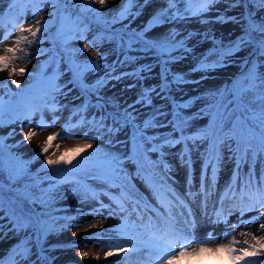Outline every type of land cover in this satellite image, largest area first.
Listing matches in <instances>:
<instances>
[{
    "label": "rangeland",
    "instance_id": "374dc122",
    "mask_svg": "<svg viewBox=\"0 0 264 264\" xmlns=\"http://www.w3.org/2000/svg\"><path fill=\"white\" fill-rule=\"evenodd\" d=\"M59 1L35 0V2L27 5L25 9H21L20 3H16L12 12L0 17V22L4 25L3 28H0V55L6 54L4 52L5 46L17 47L15 43L17 36L24 35L29 38L27 41H23L18 45L22 56L17 55L16 52L14 54L7 53L8 56L14 55L15 59L11 60L9 69L0 71V94L6 92L9 87L17 90L18 87L13 81H20V86H22H19V88H22L37 76L36 72L41 68V59L45 55L35 54V52L40 51L43 42H41L39 35L33 37L30 32L21 33L19 29L21 25L25 28L31 27L33 31H36L37 28L40 29L43 25L41 23L56 13ZM67 1L70 0H65V2ZM71 1V5L75 7L74 11L77 8L85 10L88 14L99 20V24L102 22L107 27H121V35L125 37H129L130 33L125 30H133V28L135 30H141L147 25L149 18H152L157 12L169 8L167 0H147V3H145V0H132V2H129V0H105L103 6H101L99 0ZM9 2L10 0H0V12H7ZM241 4L245 12L244 9L238 10ZM188 6L183 0H178L176 7L170 9L168 16L165 17L167 22L154 27L146 33L149 39H163L174 31L176 33V39L178 41L183 40L185 48L191 50L188 52L178 51L173 53L179 59L167 65V76L172 81L169 91L163 93L167 99H161L155 93H152L153 107L141 106L140 104L135 105V109L138 110L136 114L139 115V120L136 121L137 123H141L157 109L166 113V116L158 118L166 126L150 129L146 133L155 135L156 137L167 136L174 141L179 140V136L178 133L176 136L177 128L174 129L173 127L174 121L171 116L172 105H176L181 112H185L179 114L177 117L181 121L186 122L188 120L185 117L187 114L191 116V121L188 122V125L179 123L182 130L187 134V143L179 140L180 143L165 145L161 148L163 157L159 156V159L161 163L164 161L168 163V169L166 171L168 172L169 179L160 182L166 191L172 188L175 189L180 183L184 186L186 185L185 179L183 177L180 178L181 176H178L174 170H176L175 167L184 164L190 156H193L195 162L198 164L202 163L205 158H208L207 156L215 160L216 155L219 156L217 152L213 156L210 141L200 139V137L203 135L202 130L209 126L208 120L211 116L209 104L216 97L222 86L234 80L237 75L243 74L250 61H252V64L255 63L257 65L259 73L264 74V57L253 54L254 45L252 43L241 45L239 50L232 47L239 41V36L245 30L250 29L248 11H250L253 18L264 20V7H261L255 0H238L236 6H233V0H216L215 3L209 6V11L205 12L202 16H186L184 9ZM197 6V3L191 5L193 8ZM125 8L129 9V12L122 17L120 13ZM34 9H38V11H35V14H33ZM177 9H179V15L173 16L172 12H176ZM17 16L20 19L15 23V30H12L10 21L14 20ZM218 17H222L223 19L218 20ZM80 20L78 18L77 20H71V22L74 25L79 23ZM36 21H40V23L37 24ZM240 23H243L244 28L238 31ZM9 32L10 34L5 39L4 35ZM256 34L258 33L256 32ZM235 39L236 41L234 43L227 45L229 48L225 47V43ZM84 45H89V47L85 49ZM37 46H40V48H37ZM67 48L70 54L79 60L86 64L91 63V66L82 72L84 78L82 84L85 86L84 91L91 98L88 99V102L100 101L102 107H108V109L118 113H122L127 105L137 100L138 95L144 88L158 86L153 80V74L156 69L161 74L162 68L164 67L163 60L157 58L155 51L145 52L144 45L141 43H133L132 47L129 48V53L131 54L129 59L121 60L124 57V53L120 52L118 54L114 50L115 44L110 34L103 33V35L99 34L96 36L94 30L90 28L80 38L67 42ZM30 51L34 53L28 54ZM233 65L237 70L234 67L231 68ZM149 67L151 69L150 71L148 70ZM228 67L231 70H235V72L233 74L225 73ZM11 68H16L17 71L9 77L8 72ZM19 69L25 70L23 75L19 73ZM133 73L135 75H132ZM70 74L71 72L67 70L64 78L60 80L61 83L58 84L60 85V89L53 97L59 102L58 104L51 106L50 104L52 103H50L45 108H35L28 118L24 114L15 124L3 129L4 132L11 129L8 134L10 136L6 142L14 150L23 153L27 157L39 152V155L33 160L32 168H37L42 163L46 164V159L49 157L52 159L63 157L64 159L71 160L73 159L72 153L75 152L73 150L84 148L85 145H91L92 147L85 148L83 152L87 154L97 153L104 158L102 161H107L113 155L121 156L125 152L127 153L128 140L126 136L121 134L124 127L115 134V132L110 133L102 129L97 130L99 127L92 125H86L84 130L79 131L68 123L72 119L69 115L70 111L86 98V94L80 93L73 82L70 81ZM176 74L183 77L181 82H173V77ZM217 76L219 80H216V82L210 85H202L206 80L213 81ZM116 77H121V79L118 80ZM65 81H67L66 87L62 86V83ZM34 85L35 82L32 83V86ZM63 87L65 88L63 89ZM157 91H159L158 87ZM14 95L12 94L13 97ZM245 100L248 108H251L253 111L259 110L258 103H249V101L254 100L253 93H248ZM99 111V108L95 109L94 107L88 106L85 114L86 116L89 114L92 115L94 112L99 114ZM244 113L251 115L248 112ZM244 113L241 111V115ZM114 114L117 115V113ZM112 118L113 116L107 115L103 120L109 122ZM121 122L123 123V121ZM38 124L49 126L38 127ZM29 130L35 133L31 141L24 139ZM227 130L228 128H225V131ZM53 133H58L57 137L51 141V147H49L48 151L41 153L40 149L43 147L44 141ZM152 143H157L160 146L164 142L162 139H155L154 142L152 140ZM230 143L232 150L229 151L228 144L226 143L221 149L224 154H221V157L219 156L220 161L228 160L234 154L233 150L236 149V144L234 141ZM151 149L152 144L150 147L146 144L145 150H141L138 153V158L144 164L152 178L156 180L163 179L162 176L165 175L159 172L158 166L155 165V156L150 151ZM263 156L264 153H258L253 158L251 151H249L247 160L242 159V161L248 164L262 159ZM97 161L99 162L100 159ZM224 168L226 169L227 167ZM100 171L111 180L121 181L126 188L132 191V180L129 178L132 170L130 171L122 161L117 166L116 177H112L106 163ZM136 177H138V180L143 185L146 183L145 179H142L137 172ZM107 184L122 196L117 184L112 182H107ZM47 195V197L40 201L42 207L51 208L55 207L54 205L59 206L60 203L71 206L65 210L69 213L68 215L64 214L63 218L53 220L54 228L52 231L49 229L42 231L38 222H29L30 224H26L22 230L20 228L17 229L13 227V222L8 217H1L2 214L0 215V230L6 226L4 231L8 233V237H14L13 241L15 243L20 239H27L29 235H32L35 240L34 244L36 245L37 242L42 241L39 237H49V243L45 251L31 253V250H28V254L19 253V261L21 264H49V262L52 263L50 255L54 256L58 261L66 257L70 252L72 248L70 242L74 241V239L77 240L76 245L79 247L85 245L84 228L89 223L95 222L99 217L103 218L105 222L112 219L117 222L120 219V206L118 205L117 197H106V199L108 198L105 201L106 203L102 204L98 200L97 203L96 199L86 191V188L77 182L54 186ZM143 197L148 202L152 198L151 195L149 197ZM108 208L113 209V217L112 215L106 214ZM59 210L56 209L53 212ZM132 222L146 226L138 218H135L129 224ZM30 226L35 227L34 231L29 228ZM145 230H148L147 226L145 228L138 227L135 230L136 233H132L131 236L133 238L141 236V240L139 241H145L146 237L143 234ZM139 232L142 233L137 235ZM194 234L197 233L194 232ZM124 236L128 239L127 235ZM133 246L130 244V247ZM138 246L141 249L139 253L142 256L145 248L141 244ZM117 247L122 248L125 245L123 246L120 242L115 241L114 251ZM152 256L153 254H150L152 261L148 264H154ZM61 264L68 263L63 262Z\"/></svg>",
    "mask_w": 264,
    "mask_h": 264
},
{
    "label": "snow or ice",
    "instance_id": "6c2138e0",
    "mask_svg": "<svg viewBox=\"0 0 264 264\" xmlns=\"http://www.w3.org/2000/svg\"><path fill=\"white\" fill-rule=\"evenodd\" d=\"M28 2H35V0H10L7 12H0V17H3L4 15H7L8 13L12 12L16 3H28ZM129 2H132V0H129ZM178 0H167V3L169 5L168 9L161 10L157 12L149 21L148 24L141 30V31H135L129 33V40H128V47L131 48L133 43H141L144 45V51L150 52L155 51L157 58L163 60L164 67L162 68V82L159 86H150L143 89V91L138 95V99L133 101L132 104L127 105L123 109L122 113H118L119 119H117L116 116L113 117V128H109L108 131L110 133L113 132H119L121 128L131 126V144H132V156H129V159H134L137 154L141 150H145V145L152 140L155 139H162L163 144L160 145V148H163L165 145H172L174 143H180L179 140H172L169 139L167 136L162 137H149L146 135V132L150 129L156 128V127H164L163 123L159 121V117L166 116V113L163 111L157 109L154 113L150 114L145 118L141 123H137L136 121L139 120V115L136 114L138 110L135 109L136 104H140L141 106H149L153 107L152 105V93H155L157 97L161 99H167L163 93L167 91V89L170 87V84L168 82V68L167 65L171 62H176L179 57L174 55L173 53L178 51L188 52L191 51L190 49L185 48L184 41L183 40H177L176 39V33L173 31L172 33L165 36L163 39H146L145 34L150 31L154 26L161 25L163 23H166L165 17L168 16V13L170 9L176 7ZM183 2L187 5L184 9L186 16H202L205 12L209 11V6L216 2V0H183ZM261 7H264V0H255ZM99 3L101 6L104 5L105 0H99ZM145 3H147V0H145ZM193 3H197L198 6L193 8L191 5ZM238 3V0H233V6H236ZM35 11H38V9L33 10V14H35ZM129 12V9L125 8L121 13L120 16H125ZM173 16L179 15V9H177L176 12L172 13ZM20 19L19 16H17L14 20L10 21V24L12 25V30H15V23L18 22ZM222 17H218V20H222ZM234 19V18H233ZM37 24L40 23V21H36ZM4 25L2 22H0V28H3ZM253 31L258 32L261 34L260 39L256 42H253L251 39H245V37H241L239 41L233 45L232 47L239 49L241 45L245 43H254V55L258 54L260 57H264V22H261L260 24H252L250 26ZM19 31L21 33L24 32H30L33 37L37 35V32L40 31L39 28L36 29V31H33L31 27L25 28L21 25ZM9 33H6L4 35V38H7V35ZM135 38V39H133ZM28 37L24 35H20L16 37L15 43L17 47H8L5 46L4 52L5 55H0V71L9 69L11 60L15 59V56H8L7 53H15L16 51H19L18 45L23 42L27 41ZM121 40H123V37H121ZM31 43V41H29ZM89 45H84V48L87 49ZM166 57V58H165ZM129 57L125 56V60H128ZM95 63V61H93ZM151 70L150 67L148 69ZM17 71L16 68H11L8 72V76L11 77L13 73ZM25 72L24 69H19V73L23 75ZM132 75H135L133 73ZM116 79H121V77H116ZM183 80V77L181 75H174L173 82H181ZM19 88L20 81H13ZM157 87L159 88V91H157ZM248 93H253L254 100L249 101V103L256 102L259 104V110L253 111L251 108L247 107V104H245V97ZM232 100L228 102L227 105L221 104L218 108L215 114H213L212 122L208 126V128L202 130L203 135L200 137V139H204L207 141H210L212 148L217 151L219 150V147L224 146L226 143L228 144L229 151H231V143L235 142L236 144V151L234 154V158L237 160V172L234 173V179L236 175H238V169L240 161L247 160V155L249 151H251L253 158L256 157L258 153H264V74H261L257 71L256 64H253V67L249 69L248 74L245 76L244 81L241 82L240 86L236 89H234L231 93ZM231 105H235L234 107H231ZM223 109L222 111L220 109ZM240 108L242 112H248L251 113V115H235L237 112V109ZM130 109H132L130 111ZM32 107L26 105L24 108V112L26 113V118L30 116V114L34 111ZM123 121V123H121ZM49 125L44 124H38V127H45ZM174 129L178 128L179 125L173 124ZM225 128H228L227 131H225ZM35 135V133L32 130H29L24 139L31 141L32 137ZM58 133L50 134L47 139L44 141L43 147H41L40 152L44 153L47 152L49 147H51V141H53L57 137ZM183 133L181 132V136ZM59 147V146H57ZM91 145H85L84 148H77L74 149L79 155V153L83 152L85 148H91ZM152 151H157L155 147L151 149ZM67 151V150H66ZM217 160H219V156L216 155L215 157ZM74 159V158H73ZM121 162L120 157L113 155L106 161L107 167L111 172L112 177H116L117 175V166ZM137 164H139V161H136ZM46 163L51 165H59L61 163L64 164H71L72 160L64 159L63 157L59 159H52L47 158ZM213 173L216 172V166L213 165ZM203 188V184H202ZM232 186H229V189L231 190ZM233 198L236 197V193L232 192ZM247 197V199L251 202L250 206H243V201ZM239 200L241 202L240 213L241 217L243 216L245 211H253L256 210V206L259 204H264V173L261 174L260 182H255L254 173L252 171L249 172L248 178L245 180L243 186L240 188V195ZM3 202L2 199H0V208H2ZM121 210L123 211V205L121 204ZM135 210V209H134ZM155 211V210H154ZM138 218L142 219V217L139 216V213H137ZM157 215L161 218H163V213L157 212ZM222 212H218L217 216H221ZM256 220V217H253L250 220H240V223L244 224L245 226L250 225L254 223ZM148 225L147 227H155L156 230L152 231L148 241H137L135 238H133L130 235L131 230H136L139 228H145L146 226L141 224L137 225L135 222H132L131 224L128 223L127 218H123L121 221V224L118 227V231H120L122 234L128 236V242L133 247L130 248H119L117 247L115 249L116 253L119 252H139L141 249L138 245L142 244L144 248L149 249H155L159 252V256L156 258L158 260V264H173L174 261L178 260L179 257H182L186 254H196L197 248L200 249V251H219L220 249H224L228 255L229 259L231 260L232 264H240L241 261L244 262V264H264V262H255L250 261L247 259V257L252 255H262L264 254V243L261 242V239L256 238L253 236V239L256 240L255 244H250L247 248H241L236 249L229 245H219L217 249H206L205 248V241H196L195 237L192 235L184 234L181 230H177L174 225H169L168 227L161 230L159 227L155 225V222L152 220L151 217L148 218ZM226 222V221H225ZM194 224V222H193ZM24 227L23 221L21 218H15L13 217V227ZM238 225H232L231 227L235 229ZM261 230H264V223L259 225ZM137 235H140V233H137ZM227 235V233H225ZM241 235L248 236L250 233H241ZM212 233L208 234L207 239H212ZM195 242L196 248L191 249V253H189V247L190 245ZM177 243L180 244V249L178 252H173V249H175ZM232 244L238 243L235 239L231 242ZM245 244H248V241H244ZM259 245V247H257ZM80 255L82 257H87V252H81ZM105 257L113 255V251L110 250L108 252L104 253ZM96 258L99 259V255H96ZM0 264H3L2 261H0Z\"/></svg>",
    "mask_w": 264,
    "mask_h": 264
},
{
    "label": "bare ground",
    "instance_id": "6f19581e",
    "mask_svg": "<svg viewBox=\"0 0 264 264\" xmlns=\"http://www.w3.org/2000/svg\"><path fill=\"white\" fill-rule=\"evenodd\" d=\"M244 9L243 5L239 7L238 10ZM243 29V23H240L239 30ZM194 65V63H193ZM237 70V68L233 65L231 68ZM229 67L225 71V73L233 74L235 70H231ZM161 75L156 69L153 74V80L155 83L160 84ZM218 76L213 80H206L202 83V85H210L213 82H216ZM195 160H189L184 164H180L178 167H175L178 176L180 178L187 179L188 182L193 181L192 188L190 185L185 187L178 186L175 189H170L168 192L169 197L165 198L160 196V201H156L155 197L153 198V202L157 203L158 207L162 209V211L169 217L170 219L177 222L181 227L185 229L186 232H189L191 226L194 228L200 229L203 224L210 223L211 227H216L218 224H214L213 213L216 208L215 203L216 200L222 195L228 188L229 185L232 184L234 173L237 172V160L234 156L230 157L228 160L219 161L217 160V166L215 165V161H210V159L204 160L202 163L198 164L194 162ZM213 165L216 166V172L213 173ZM264 166V159L259 160L255 163L254 170L251 169L250 165L244 164L240 161L238 172L245 171V173H249L252 171L254 175L261 176L259 168ZM224 167H227L226 169ZM263 168V167H262ZM203 184V188H202ZM238 200V199H236ZM215 201V203H214ZM235 204V202H233ZM244 203H247V206H250L251 202L248 199H244ZM123 205V211L121 210V206ZM118 205L120 206V219L119 221L103 220V218L99 217L95 222L89 223L84 228V239L85 245L78 246L77 240L70 242L72 248L70 252L66 255V257L59 259H55L54 256L51 255V259H53V264L63 263V262H74L77 264H108V262H112V260L117 259L119 257H123V260H128L129 264H135L134 259L139 257V252H119L116 253L114 251V240H119L120 242H125V247L122 248H130V243L126 238L121 235V232L118 231V227L121 224L123 218H127L128 223L135 217L142 216L144 221L148 224L149 214L142 212L141 208L137 205L130 204L122 199V197L118 199ZM155 207V206H154ZM135 209V210H134ZM112 208H109L106 214L112 215ZM109 212V213H108ZM256 216V220L254 223L245 226L240 223L241 219H247L248 217ZM113 217V215H112ZM155 222V225L159 224V219L157 217H151ZM239 219L237 211H234L230 216L228 221L232 222V225H238L235 229L230 230L232 233L226 237H222L219 241V244L215 247L213 243L209 245H205L206 249H217L219 245H229L236 249L247 248L250 244H255L256 240L253 239V236L261 239V242L264 243V230H261L259 225L264 223V208L256 206V210L251 211L250 213L243 215ZM247 221V220H245ZM194 222V224H193ZM6 226L0 230V261L3 264L13 262V264H19V260L17 258H13V252L10 253L11 245L14 243V237H8V233L4 231ZM150 228V227H149ZM153 228V227H152ZM241 233H250L248 236L241 235ZM235 239L238 243L232 244L231 242ZM247 240L248 244H245L244 241ZM259 247V245H257ZM148 249V248H147ZM112 250L113 255L105 257L104 253ZM150 250V249H149ZM223 249L219 251H200L197 248L196 254H186L182 257H179L178 260L174 261L173 264H232L229 259L228 253H221ZM264 251V249H262ZM81 252H87V257H82L80 255ZM148 252L145 256L141 257V261L139 264H147L146 256L149 255ZM221 253V255L219 254ZM99 255V259L96 258V255ZM132 254V257L129 255ZM159 256V252L157 251L154 254V259L157 261V257ZM250 261L255 262H264V254L262 255H252L247 257ZM240 264H244L243 261Z\"/></svg>",
    "mask_w": 264,
    "mask_h": 264
},
{
    "label": "trees",
    "instance_id": "16d2710c",
    "mask_svg": "<svg viewBox=\"0 0 264 264\" xmlns=\"http://www.w3.org/2000/svg\"><path fill=\"white\" fill-rule=\"evenodd\" d=\"M49 72H51V70ZM11 92L14 94V90ZM12 99V96L8 97L4 94H0V107L8 106L7 111H2V109L0 111V126L1 123H8L9 118L15 114L14 112H10L13 110L14 101ZM0 141H2L0 144V182L9 190H15L24 201L28 203L35 202L36 199H34V195L42 193L47 186H43L40 182L21 185L18 179L14 177L11 178L8 174V169L14 167L16 168L14 173H20L23 170L25 162L19 163V158L15 153L16 151L5 143L3 137H0ZM39 171L40 168L36 170L35 173L37 174ZM15 186H17L18 189L14 188Z\"/></svg>",
    "mask_w": 264,
    "mask_h": 264
}]
</instances>
